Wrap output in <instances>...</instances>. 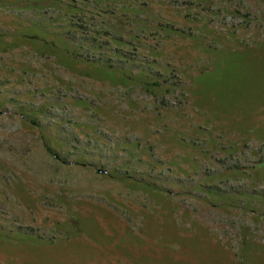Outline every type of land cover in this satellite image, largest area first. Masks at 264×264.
I'll use <instances>...</instances> for the list:
<instances>
[{
	"label": "rangeland",
	"instance_id": "1",
	"mask_svg": "<svg viewBox=\"0 0 264 264\" xmlns=\"http://www.w3.org/2000/svg\"><path fill=\"white\" fill-rule=\"evenodd\" d=\"M0 264H264V0H0Z\"/></svg>",
	"mask_w": 264,
	"mask_h": 264
}]
</instances>
